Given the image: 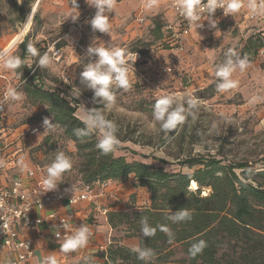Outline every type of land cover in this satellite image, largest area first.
Segmentation results:
<instances>
[{
	"label": "rangeland",
	"instance_id": "rangeland-1",
	"mask_svg": "<svg viewBox=\"0 0 264 264\" xmlns=\"http://www.w3.org/2000/svg\"><path fill=\"white\" fill-rule=\"evenodd\" d=\"M37 2V17L33 18L27 34L30 35L29 45L37 49L38 55L34 60L38 61L39 56L45 53L52 58L51 65L42 68L46 88L63 91L73 103L79 102L76 112L79 118L85 108L104 112L106 118L117 126L118 156L131 152L148 159L156 167L163 166L169 172L181 170L192 173L200 166L181 167L178 161L202 160L210 156L223 159V165L248 162L251 169H264V52L260 50L249 61L250 67L245 72L237 70L233 74V79L239 81L236 89L218 92L214 75L230 48L237 53L243 49L251 36L249 28L251 30L253 22H247V28L243 30L232 20L217 19L216 28H209L207 23L199 30H193L185 49L177 51L165 42L167 33L161 30L159 34L156 30L158 22L163 27L165 13L157 14V7L149 8L146 3V20L137 21L136 15L144 5L143 0H124L117 6L109 18L110 34L94 32L88 22L80 27L78 20L73 22L69 18L64 21V13L70 11L69 0H0V51L16 35H21L23 23ZM93 40L121 47L129 56H137V60L129 61L128 65L131 87L127 91L115 90L116 104L111 110L94 103L93 92L80 80L83 67L95 59L87 55V47ZM19 44L10 50L11 54L21 55ZM58 49L61 51L56 54ZM172 54L177 58L176 64L172 71H166ZM26 67L29 68L28 65ZM24 73V66L9 71L0 63V94L4 89L14 87L22 96L19 101L5 104L6 127L29 130L25 136L31 137L34 147L29 150L28 159L41 166L44 175L58 152H64L72 160L73 167L63 174L58 189L86 183V175L82 171L83 158L78 155L76 143L54 120L47 104L34 103L27 95ZM185 91L193 93L200 101L195 118L189 116L184 124L169 133L160 132L152 115L155 98L163 92L181 95ZM225 116L230 122L224 119ZM45 117L53 123L54 130L44 129ZM32 130L36 132L30 133ZM205 192L208 193L209 189H203L202 194ZM148 194L145 187L144 191L131 195L128 202L131 208L127 211L133 210L135 205H150ZM115 234L118 236L116 239L123 236L122 227L115 229Z\"/></svg>",
	"mask_w": 264,
	"mask_h": 264
},
{
	"label": "trees",
	"instance_id": "trees-1",
	"mask_svg": "<svg viewBox=\"0 0 264 264\" xmlns=\"http://www.w3.org/2000/svg\"><path fill=\"white\" fill-rule=\"evenodd\" d=\"M164 28L165 23L162 27L158 22L159 34ZM29 38L27 34L19 44L22 51L19 57L26 61L22 65L25 67L24 89L34 103L49 106L54 120L76 143L78 155L83 158L86 183L123 181L133 174L137 186L148 188L150 205L109 214L111 226L114 229L122 227L124 235L121 238H137L140 246L153 249L155 258L151 264H264V169H251L248 162L223 165V159L210 156L202 160L178 161L181 167L200 166L192 173L169 172L163 166L103 154L96 147V134L77 135V130L84 127L76 115L79 102L73 103L63 91L46 88L42 68L38 67L35 56L28 53ZM262 49L264 27L248 38L239 54L252 61ZM194 182L198 185L197 191L191 189ZM205 188L209 189L207 195L202 194ZM183 207L192 212L191 220L173 223L166 218L169 210L175 212ZM145 216L153 226L167 225L173 238L170 240L159 228L154 236L144 237L140 220ZM198 239L207 241L208 247L192 258L188 249ZM131 248L116 239L103 254L104 262L98 264H144Z\"/></svg>",
	"mask_w": 264,
	"mask_h": 264
},
{
	"label": "clouds",
	"instance_id": "clouds-1",
	"mask_svg": "<svg viewBox=\"0 0 264 264\" xmlns=\"http://www.w3.org/2000/svg\"><path fill=\"white\" fill-rule=\"evenodd\" d=\"M85 3L95 9L94 15L88 21L92 30L101 33H111L110 16L117 7V0H85ZM153 5L149 3L147 7ZM241 0H175L174 7L179 14L184 17L188 24L196 31L204 27V21L208 22L209 28H216L218 21L214 14L218 9L223 10L225 15L237 14L242 8ZM253 16L264 14V3L257 4L255 0H249L247 5ZM80 16L78 0H70V11L64 13V21L71 18L76 22ZM28 53L37 56V49L31 44L28 46ZM87 55L95 57L83 67L80 72V80L85 83L86 88L93 92L92 101L104 105L105 110H111L116 104V89L127 91L131 87L129 79V61L135 62L137 56H129L121 47L111 46L103 42H93L87 47ZM225 60L216 67V90L220 93H226L236 89L239 81L233 79V74L238 70L243 73L250 67L247 56H241L233 49H229L225 54ZM0 63L9 71H16L21 68L26 61L19 56L11 54L10 50L0 52ZM52 58L48 53L39 56L38 67L47 68L51 65ZM77 95H80L78 92ZM4 99L6 101H19L22 99L21 94L16 88L10 87L6 90ZM253 103L255 98H253ZM200 101L193 93L185 91L181 95L163 92L155 98L153 106V119L159 125V131L169 133L178 125L185 123L186 119L191 116L195 118L199 110ZM223 115V114H222ZM84 127L77 130V135L88 136L96 134V147L105 155L111 153L114 157L119 155L118 148L120 141L116 136V124L107 119L104 112L94 108H85L84 114L80 117ZM228 122L229 118L224 117ZM45 130L52 131L53 123L48 117L43 119ZM44 130V131H45ZM73 167L72 160L64 152H58L51 163L46 167V174L42 178L40 188L46 193L58 189L59 181L64 173L70 171ZM79 190L78 184H71L69 188L64 189L65 193H71V198ZM75 202V201H73ZM166 218L173 223H179L191 220L192 212L187 208H181L175 212L169 210ZM140 231L144 237H152L156 234L157 228L165 232L169 239L173 234L167 225L153 226L149 223L148 218L142 217L140 220ZM61 227L64 229L61 233ZM54 234L62 239L60 251L62 253L75 252L83 249L88 245L92 236L91 229L81 224L73 228L67 221L62 220L61 225L53 226ZM208 247L207 241L198 239L191 243L188 253L192 258ZM131 251L137 254V258L144 261V264H151L155 258L153 249L142 247L139 244L132 247ZM44 264H58V259L54 254L44 258Z\"/></svg>",
	"mask_w": 264,
	"mask_h": 264
},
{
	"label": "crops",
	"instance_id": "crops-1",
	"mask_svg": "<svg viewBox=\"0 0 264 264\" xmlns=\"http://www.w3.org/2000/svg\"><path fill=\"white\" fill-rule=\"evenodd\" d=\"M123 1L124 0H118L117 6ZM146 3H151L157 7V14L159 12L165 13V22L173 20L174 14L171 10L170 0H143L144 5L136 15L138 22H141L140 18L142 16L146 20L147 15L144 12ZM148 15H150L149 12ZM262 15L264 16V14ZM214 18L226 19L223 17ZM232 21L235 26L242 27L243 30L247 28L246 23H244L240 17L234 18ZM207 23V21H204V26H206ZM253 26H255V22H253ZM193 30L196 31L195 29ZM249 33L251 34V31H249ZM5 127V122L0 118V151H2L1 156L6 160L5 167L0 176V181L9 183L16 177H21L28 186H34L41 183V172H39L35 178H31L22 168L33 162L28 159L29 155L27 154L28 150H31L33 147L31 137L28 138L22 133L25 129L23 127L13 129L11 132H4L6 129ZM19 129L23 130L19 131ZM19 147H22L24 151H26V156L24 159L22 158V160H18L21 156L18 149ZM120 155L131 160H138L147 164L149 163L148 159L141 156L137 157V155L131 154V152H123L120 153ZM144 190L145 187L137 186L136 178L132 174L123 181L111 180L110 185L106 189L102 190L99 187H96V197L93 201L84 200L77 205H70L67 201L52 202L45 208V210L36 211L34 216L46 218L50 212L55 211L62 217H67L70 220L78 222L79 225L85 224L91 229L92 236L85 248L65 254L60 251L62 240L56 239L54 234L55 230L49 228L47 224L40 225L35 230L26 232V237L33 241L35 251L34 258L30 263H42L44 262V258L50 254H54L57 257L58 264H98L99 262H104L105 259L103 258V254L107 252L110 244H112L116 240V237H118L115 234V229L109 223V214L111 212L129 210L131 208L128 205L129 197L134 193L142 192ZM148 202H150L149 194ZM135 207L138 206L135 205L133 208ZM121 237L122 236L117 240H120V243L122 244L130 247L139 244L137 238ZM12 252L0 248V264H11V260L15 255V252Z\"/></svg>",
	"mask_w": 264,
	"mask_h": 264
},
{
	"label": "built area",
	"instance_id": "built-area-1",
	"mask_svg": "<svg viewBox=\"0 0 264 264\" xmlns=\"http://www.w3.org/2000/svg\"><path fill=\"white\" fill-rule=\"evenodd\" d=\"M263 1L264 0H255L258 5L263 3ZM241 2L243 6L237 14L233 16L231 14L225 15L223 10L218 9L214 17H223L229 20L240 17L244 23L249 21L255 22V26H252L251 30L249 28V31H251V35L259 33L260 29L264 27V16L262 14L257 16L251 14L247 7L249 0H241ZM78 3L80 11L78 21L81 27L91 19L95 9L89 7L85 3V0H78ZM174 4L175 0H170L171 10L174 15L172 21L165 22L164 31L167 33V37H164V40L167 44L171 45L172 50L182 51L185 49L186 43L191 37L194 28L179 14ZM140 21L144 22L145 18L142 16ZM60 51L61 50L58 49L56 54H59ZM261 51L264 52V49ZM176 61V56L172 54L165 67L166 71H172ZM5 92L0 99V118H2L3 121L5 118V104L8 102L4 99ZM5 128L4 132H11L13 130V128L9 129L8 126ZM21 130L19 129V131ZM24 130L22 133L26 135L29 130ZM34 132H36V130L30 131L32 134ZM18 149L21 154L18 160H22V158L24 159L26 156V151H24L22 147ZM1 153L2 151H0V176L2 175V170L5 167L6 161L5 158L1 156ZM29 153L30 151L28 150L27 154ZM22 168L31 178H35L39 172L42 173L41 178L44 177L41 166L36 165L34 162ZM110 182L111 181L106 180L94 183H77L79 185V190L71 198L72 194L65 193L64 189H57L44 193L40 188L41 183L28 186L21 177H16L9 183L0 181V248L7 249L10 252L13 251L12 253L15 252L11 264H31L30 262L34 258L35 251L33 241L26 237L27 231L35 230L43 224H47L49 228L53 229L54 225H61L62 220L67 221L73 228L79 226L78 222L70 220L67 217H62L55 211L50 212L46 218L34 216L36 211L45 210L52 202L67 201L70 205H77L84 200L93 201L96 197V187L102 190L106 189L110 185ZM63 232L64 229L61 227V233L63 234ZM56 239L58 238L56 237ZM37 264H44V262Z\"/></svg>",
	"mask_w": 264,
	"mask_h": 264
},
{
	"label": "bare ground",
	"instance_id": "bare-ground-1",
	"mask_svg": "<svg viewBox=\"0 0 264 264\" xmlns=\"http://www.w3.org/2000/svg\"><path fill=\"white\" fill-rule=\"evenodd\" d=\"M38 6H39V3L37 2V3L34 4L33 8L29 11V13H28V15H27V18H26L25 22L23 23V24H24V25H23L24 27H23L22 30L20 29V30H21V35H20V34L16 35V36L10 41L9 45H8L5 49L1 50L0 52H3L4 50H12L14 47H16V46L22 41L23 37H24V36L28 33V31L30 30V26H31L32 23H33V18H34V15H35L36 11H37ZM191 183H192V182H191ZM191 189H192L193 191H197V190H198V185H197L196 182H194V183L192 184ZM204 195H207V193L205 192Z\"/></svg>",
	"mask_w": 264,
	"mask_h": 264
},
{
	"label": "water",
	"instance_id": "water-1",
	"mask_svg": "<svg viewBox=\"0 0 264 264\" xmlns=\"http://www.w3.org/2000/svg\"><path fill=\"white\" fill-rule=\"evenodd\" d=\"M192 182V181H191Z\"/></svg>",
	"mask_w": 264,
	"mask_h": 264
}]
</instances>
